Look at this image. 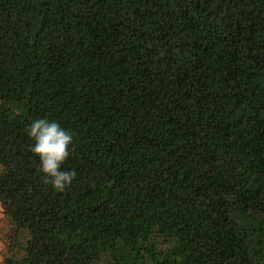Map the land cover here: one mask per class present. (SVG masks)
Returning <instances> with one entry per match:
<instances>
[{
	"label": "trees",
	"instance_id": "1",
	"mask_svg": "<svg viewBox=\"0 0 264 264\" xmlns=\"http://www.w3.org/2000/svg\"><path fill=\"white\" fill-rule=\"evenodd\" d=\"M0 208L2 264H264V0H0Z\"/></svg>",
	"mask_w": 264,
	"mask_h": 264
},
{
	"label": "clouds",
	"instance_id": "2",
	"mask_svg": "<svg viewBox=\"0 0 264 264\" xmlns=\"http://www.w3.org/2000/svg\"><path fill=\"white\" fill-rule=\"evenodd\" d=\"M26 134L33 144L30 152L38 158L37 172L41 182L50 185L57 193H63L72 185L77 173L73 170H61L69 156V146L73 143V134L56 121L47 118L35 119L26 128ZM6 171V169H4Z\"/></svg>",
	"mask_w": 264,
	"mask_h": 264
},
{
	"label": "rangeland",
	"instance_id": "3",
	"mask_svg": "<svg viewBox=\"0 0 264 264\" xmlns=\"http://www.w3.org/2000/svg\"><path fill=\"white\" fill-rule=\"evenodd\" d=\"M0 219L3 220V224L0 225V244H1V248H0L1 261L0 262L2 263V254L5 251L6 237L10 233V226L4 217H1Z\"/></svg>",
	"mask_w": 264,
	"mask_h": 264
},
{
	"label": "crops",
	"instance_id": "4",
	"mask_svg": "<svg viewBox=\"0 0 264 264\" xmlns=\"http://www.w3.org/2000/svg\"><path fill=\"white\" fill-rule=\"evenodd\" d=\"M1 217H3V216L1 214V208H0V218ZM2 224H3V220L0 219V225H2ZM0 248H1V244H0ZM0 261H1V257H0ZM0 264H2V263L0 262Z\"/></svg>",
	"mask_w": 264,
	"mask_h": 264
}]
</instances>
